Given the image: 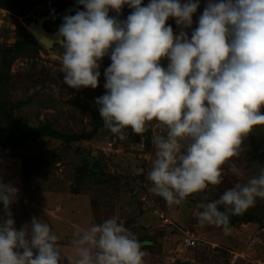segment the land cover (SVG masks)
<instances>
[{
  "label": "clouds",
  "instance_id": "obj_1",
  "mask_svg": "<svg viewBox=\"0 0 264 264\" xmlns=\"http://www.w3.org/2000/svg\"><path fill=\"white\" fill-rule=\"evenodd\" d=\"M84 11L65 15L57 39L63 49L64 83L77 90L99 86L100 62L107 90L96 98L104 127L120 140L126 129L143 138L150 122L155 159L149 191L169 206L222 182V166L239 154L244 138L264 125V0H208L189 38L199 0H78ZM124 5L133 9L125 21ZM174 18L179 33L166 22ZM166 62V66H164ZM18 189L0 179V264H59V237L36 217L14 227L10 205ZM264 198V169L219 199L202 204L201 225L231 233L230 218ZM223 206V210H220ZM75 264H144L148 255L136 235L116 217L73 232ZM71 264V261H69Z\"/></svg>",
  "mask_w": 264,
  "mask_h": 264
},
{
  "label": "rangeland",
  "instance_id": "obj_2",
  "mask_svg": "<svg viewBox=\"0 0 264 264\" xmlns=\"http://www.w3.org/2000/svg\"><path fill=\"white\" fill-rule=\"evenodd\" d=\"M3 1L0 179L19 190L10 205L16 230L24 226L30 230L33 217L48 223L65 255L59 264H75L72 241L77 228L87 229L112 217L136 235L141 250L148 253L144 264H264V198H257L254 206L234 216L229 235L222 227L198 222L202 204L219 199L237 183L246 184L264 169V125L255 126L244 138L239 154L225 162L219 185H209L180 205L169 206L149 191L152 184L147 179L156 152L152 137L165 134V129L153 121L143 138L126 129V138L120 140L100 117L95 101L107 91L104 71L111 64L110 56L100 62L99 86L77 90L64 83L63 49L59 45L44 47L32 35L30 26L38 19L49 18L45 29L55 33L68 12L75 15L77 10H85L83 6L78 0H37L15 8ZM149 2L143 0V5ZM207 3L199 0L192 28L185 29L189 38ZM132 11L124 5L119 14L110 11L109 15L127 19ZM166 23L177 34L181 30L174 18ZM30 37L39 45L29 41ZM27 41L26 49L11 53ZM45 127L58 135L34 139ZM60 135L69 140H61ZM5 219L0 202V223ZM187 238L196 245L186 246Z\"/></svg>",
  "mask_w": 264,
  "mask_h": 264
},
{
  "label": "trees",
  "instance_id": "obj_3",
  "mask_svg": "<svg viewBox=\"0 0 264 264\" xmlns=\"http://www.w3.org/2000/svg\"><path fill=\"white\" fill-rule=\"evenodd\" d=\"M37 0H5L3 1L2 3L5 4V5H8L9 3V7H15V8H21L23 5L25 4H28V3H34L36 2ZM39 1V0H38ZM4 5V6H5ZM6 7V6H5ZM8 9H11V8H8ZM118 18V20L120 21H125L126 18L123 16V15H117L116 16ZM29 41H34L37 45H39L33 37H30L29 38ZM29 41H27L26 43H22V44H18V46H16V48L11 51V53H19L20 51L26 49L28 46H29ZM10 52V51H9ZM45 134H48V135H58L52 128L50 127H45L43 129H41L39 132H37V134L35 136H33L34 139H36V137H40V136H44ZM60 139L63 140V141H68L69 138L66 137V136H62L60 135ZM251 221V220H250Z\"/></svg>",
  "mask_w": 264,
  "mask_h": 264
},
{
  "label": "water",
  "instance_id": "obj_4",
  "mask_svg": "<svg viewBox=\"0 0 264 264\" xmlns=\"http://www.w3.org/2000/svg\"><path fill=\"white\" fill-rule=\"evenodd\" d=\"M67 15H71L70 12ZM49 20V18L44 17L38 19L36 23H32L30 26V30L34 38L44 47L53 48L54 46L58 45L56 43H52L51 41L55 42L57 39V32L50 33L45 29V24ZM63 23V22H62ZM236 219L235 217L230 218V222L232 223Z\"/></svg>",
  "mask_w": 264,
  "mask_h": 264
},
{
  "label": "built area",
  "instance_id": "obj_5",
  "mask_svg": "<svg viewBox=\"0 0 264 264\" xmlns=\"http://www.w3.org/2000/svg\"><path fill=\"white\" fill-rule=\"evenodd\" d=\"M184 244L188 247H194L196 242L192 238H187L185 239Z\"/></svg>",
  "mask_w": 264,
  "mask_h": 264
}]
</instances>
